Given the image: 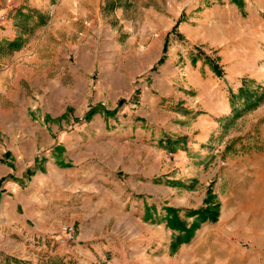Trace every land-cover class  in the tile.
<instances>
[{
	"label": "rangeland",
	"instance_id": "rangeland-1",
	"mask_svg": "<svg viewBox=\"0 0 264 264\" xmlns=\"http://www.w3.org/2000/svg\"><path fill=\"white\" fill-rule=\"evenodd\" d=\"M15 1L0 0V9L14 5ZM119 3L126 19L141 21L149 9L178 16L169 29L153 31V37L165 35L161 52L151 59L144 45L140 60L148 57L147 70L137 77L139 87L118 105L125 100L135 105L140 100L146 105L148 96L159 97V87L145 91L148 86L139 84H143L145 75L157 77L167 53L175 51L179 54L174 58L179 78L175 85L181 88L173 94V100L179 98V104L188 112L184 118L151 106L138 112L153 128L179 138L170 150L148 148L153 158L149 163L151 166L153 162L155 173L151 180L144 181L153 184L154 192H149L146 186L139 188L134 197H150L169 208L197 210L217 204L218 218L200 224L189 242L177 244L180 233L167 225L166 219L164 230H159L161 227L148 230L149 227L141 225L136 231L134 226L119 227V220L114 218L108 222L107 187L66 175L62 180L48 177L38 184H28L26 192L28 237L34 238L25 240L5 230L0 237V264H97L94 258L95 250L99 251L97 247L103 248L105 256L100 264H264V98L258 107L243 112L249 100L238 95V89L244 86L264 97V0H119ZM22 8L23 12L17 10L11 18L16 35L11 41L5 40L2 32L5 27L1 17L7 13L0 15L3 82L9 80L7 73L17 77L15 66L21 64L19 50L29 51L28 58L37 52L39 60H46V52L57 44L52 27L44 32L45 38L36 41L33 33L42 31L41 14L26 5ZM146 34L144 29L140 31L141 37ZM14 41L18 49L12 51L8 45ZM188 47L195 51L193 57L188 54ZM197 59H202L200 67H206L201 75L196 74ZM210 63L218 66L220 76L212 71ZM145 81L150 84L148 78ZM9 107L25 112V108L9 103L0 108ZM236 113L242 115L235 118ZM181 139L188 141V149L174 151L177 146L181 148ZM147 151H141L142 158ZM123 162L119 174L125 180V175L130 174L127 166L135 164L128 159ZM178 219L186 228L194 221L179 214ZM64 225L75 228L73 243L59 242L60 228Z\"/></svg>",
	"mask_w": 264,
	"mask_h": 264
},
{
	"label": "crops",
	"instance_id": "crops-1",
	"mask_svg": "<svg viewBox=\"0 0 264 264\" xmlns=\"http://www.w3.org/2000/svg\"><path fill=\"white\" fill-rule=\"evenodd\" d=\"M49 1L17 0L0 9V15L7 13L1 17L5 40L16 38L11 18L17 10L23 12L26 5L39 10L44 20L42 31L33 33L36 41L45 38L44 32L52 27L57 42L54 49L46 52V60H39L37 52L28 58L29 51L19 50L17 77L7 73L9 80H0V107L9 103L25 108L23 113L11 107L0 108V237L5 230H11L25 240L33 239L28 237L25 212L28 184H38L48 177L62 180L65 175L107 187L108 222L114 218L119 220V227L134 226L136 231L141 225L148 230H164L168 206H160L150 197L134 196L146 186L154 192L153 184L144 181L151 180L155 173L153 162L151 166L149 163L153 158L148 148L170 150L179 137L153 128L138 112L151 106L154 110L162 108L165 114L187 117L179 98L173 100V94L181 88L175 85L179 78L174 58L179 54L169 51L157 77L145 75L143 84H139L148 86L145 91L159 87V97L148 96L146 105L140 100L137 105L128 100L118 103L139 87L137 77L146 72L147 58L154 59L161 52L165 35L153 37V31L169 29L178 15L149 9L138 21L124 18L119 0H55L53 4ZM111 3L115 6L111 7ZM142 29L147 33L144 37L140 35ZM145 44L150 54L142 57L141 62ZM186 49L193 57L195 51ZM31 62L36 64L29 65ZM201 63L202 59L196 60L198 75L206 69L200 67ZM147 78L150 84L145 81ZM181 140V148L177 146L174 151L188 149V141ZM144 149L148 151L142 158ZM124 159L132 161L135 167L127 166L130 174L122 180L119 169L124 167ZM71 184L75 186V182ZM170 207L185 212L196 209ZM185 212H179V216L186 215ZM97 248L94 258L100 264L105 256L103 248Z\"/></svg>",
	"mask_w": 264,
	"mask_h": 264
},
{
	"label": "trees",
	"instance_id": "trees-1",
	"mask_svg": "<svg viewBox=\"0 0 264 264\" xmlns=\"http://www.w3.org/2000/svg\"><path fill=\"white\" fill-rule=\"evenodd\" d=\"M115 5L111 3V7H114ZM120 6V3H119ZM40 21H39V25L42 26L44 24V20L43 17H40ZM8 47L12 50L15 51L16 49H18V45L16 44V42H10ZM206 61H209L208 58L205 59ZM211 64V69L212 71L217 75L220 76L221 73L218 69V66L215 63H210ZM238 95L239 98H244L246 97L247 100V105H246V109L243 112H247L248 110H252L255 109L256 107L259 106V104L262 102L263 100V96L261 94H257L256 92H252V91H247L244 86H241L238 89ZM235 96H232V100H234ZM254 97V98H252ZM254 99V100H253ZM253 100V101H251ZM242 113H236L235 118H238L239 116H241ZM168 143H166L167 145ZM218 208L219 206L217 204H211V205H206V207L204 208H199L197 210H190V211H186V217L187 218H193V222L191 223V225L189 226V228L185 227V224L180 221L178 219V214L180 212L179 209H174V208H166V220H167V225L171 226L173 228V230H177L180 234L178 235V239H177V244H181V243H187L189 242L193 235L195 230L199 227L200 224L205 223V222H215L218 218Z\"/></svg>",
	"mask_w": 264,
	"mask_h": 264
},
{
	"label": "built area",
	"instance_id": "built-area-1",
	"mask_svg": "<svg viewBox=\"0 0 264 264\" xmlns=\"http://www.w3.org/2000/svg\"><path fill=\"white\" fill-rule=\"evenodd\" d=\"M60 243H73L76 238L75 228L72 225H64L60 228Z\"/></svg>",
	"mask_w": 264,
	"mask_h": 264
}]
</instances>
